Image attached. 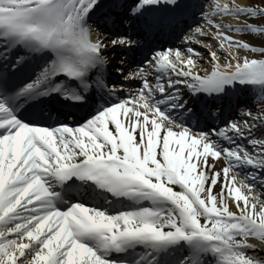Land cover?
Segmentation results:
<instances>
[{
	"label": "snow or ice",
	"instance_id": "snow-or-ice-1",
	"mask_svg": "<svg viewBox=\"0 0 264 264\" xmlns=\"http://www.w3.org/2000/svg\"><path fill=\"white\" fill-rule=\"evenodd\" d=\"M234 34L264 0H0V264H264V42Z\"/></svg>",
	"mask_w": 264,
	"mask_h": 264
},
{
	"label": "rangeland",
	"instance_id": "rangeland-1",
	"mask_svg": "<svg viewBox=\"0 0 264 264\" xmlns=\"http://www.w3.org/2000/svg\"><path fill=\"white\" fill-rule=\"evenodd\" d=\"M215 0H208V4H212L214 3ZM228 21L230 22H236L235 20H233L232 18H228L227 19ZM226 22V21H225ZM257 23H259V21H255ZM241 39H244V40H247V41H250L252 42L253 44L259 46L262 42H264V37H257V36H254V35H251V34H241ZM209 41H204V43H208ZM198 51H203L202 49H199L197 48ZM206 55V54H205ZM202 66H203V62H202ZM262 244H264V242H262Z\"/></svg>",
	"mask_w": 264,
	"mask_h": 264
},
{
	"label": "bare ground",
	"instance_id": "bare-ground-1",
	"mask_svg": "<svg viewBox=\"0 0 264 264\" xmlns=\"http://www.w3.org/2000/svg\"><path fill=\"white\" fill-rule=\"evenodd\" d=\"M221 2L223 3L224 0H221ZM236 2H237V3H247L248 0H236ZM228 18H229V17H225V18H224L225 21H226V23H227V22H230V21L227 20ZM233 23H234V22H233ZM234 35L236 36L237 39H241V34H234ZM249 93H250V99H251V98H254V97L252 96V91H251V90H249ZM250 242H252V243H256V244H258L259 246L264 247V244H262L261 241H258V240L253 239V240H251Z\"/></svg>",
	"mask_w": 264,
	"mask_h": 264
}]
</instances>
